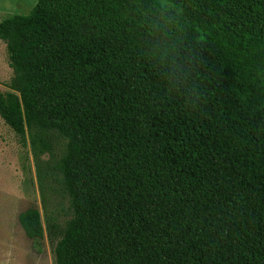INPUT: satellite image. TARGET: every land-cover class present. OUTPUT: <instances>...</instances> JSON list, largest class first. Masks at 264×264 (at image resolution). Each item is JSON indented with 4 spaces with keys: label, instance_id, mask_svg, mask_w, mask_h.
Instances as JSON below:
<instances>
[{
    "label": "trees",
    "instance_id": "trees-1",
    "mask_svg": "<svg viewBox=\"0 0 264 264\" xmlns=\"http://www.w3.org/2000/svg\"><path fill=\"white\" fill-rule=\"evenodd\" d=\"M0 41V117L67 201L19 214L35 252L264 264V0H37Z\"/></svg>",
    "mask_w": 264,
    "mask_h": 264
},
{
    "label": "rangeland",
    "instance_id": "rangeland-1",
    "mask_svg": "<svg viewBox=\"0 0 264 264\" xmlns=\"http://www.w3.org/2000/svg\"><path fill=\"white\" fill-rule=\"evenodd\" d=\"M12 75L5 44L0 42L2 93L10 91L7 85ZM58 153V149L53 150L56 157ZM50 158L46 153L36 161L27 133L21 140L0 117V264H54L46 232L42 252L37 253L18 222L19 214L31 208L39 211L43 226L45 213L59 223L66 220L67 201L55 182ZM43 174L46 180L40 184L39 176Z\"/></svg>",
    "mask_w": 264,
    "mask_h": 264
},
{
    "label": "crops",
    "instance_id": "crops-1",
    "mask_svg": "<svg viewBox=\"0 0 264 264\" xmlns=\"http://www.w3.org/2000/svg\"><path fill=\"white\" fill-rule=\"evenodd\" d=\"M36 3L37 0H0V21L6 15L26 14Z\"/></svg>",
    "mask_w": 264,
    "mask_h": 264
}]
</instances>
